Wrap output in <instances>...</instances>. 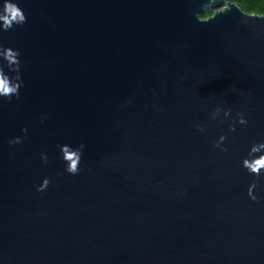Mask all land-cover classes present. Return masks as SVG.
I'll use <instances>...</instances> for the list:
<instances>
[{
  "label": "water",
  "instance_id": "1",
  "mask_svg": "<svg viewBox=\"0 0 264 264\" xmlns=\"http://www.w3.org/2000/svg\"><path fill=\"white\" fill-rule=\"evenodd\" d=\"M6 3L0 264H264V13Z\"/></svg>",
  "mask_w": 264,
  "mask_h": 264
},
{
  "label": "clouds",
  "instance_id": "2",
  "mask_svg": "<svg viewBox=\"0 0 264 264\" xmlns=\"http://www.w3.org/2000/svg\"><path fill=\"white\" fill-rule=\"evenodd\" d=\"M4 15L0 16V20H3L5 28L11 27L13 22H24L25 21V16L23 12L15 5L12 3H6L4 7ZM3 81V80H0ZM4 82V81H3ZM7 90L0 89V94L8 95L14 89L7 88ZM66 158L72 159L71 155H68ZM78 159V157H77ZM253 171H258L260 167H264V157H261L258 159L255 164L250 165ZM69 171L75 172L76 171V162L73 161V163L70 165ZM45 184H47V181H45Z\"/></svg>",
  "mask_w": 264,
  "mask_h": 264
},
{
  "label": "trees",
  "instance_id": "3",
  "mask_svg": "<svg viewBox=\"0 0 264 264\" xmlns=\"http://www.w3.org/2000/svg\"><path fill=\"white\" fill-rule=\"evenodd\" d=\"M248 12L264 13V0H233ZM214 9H206L202 12L203 16L211 15Z\"/></svg>",
  "mask_w": 264,
  "mask_h": 264
},
{
  "label": "snow or ice",
  "instance_id": "4",
  "mask_svg": "<svg viewBox=\"0 0 264 264\" xmlns=\"http://www.w3.org/2000/svg\"><path fill=\"white\" fill-rule=\"evenodd\" d=\"M0 89L7 90L3 81H0Z\"/></svg>",
  "mask_w": 264,
  "mask_h": 264
}]
</instances>
